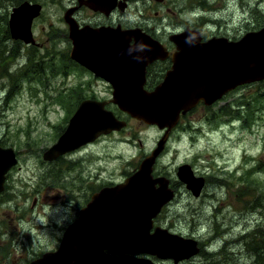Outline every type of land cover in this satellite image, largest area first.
<instances>
[{"label": "rangeland", "instance_id": "obj_1", "mask_svg": "<svg viewBox=\"0 0 264 264\" xmlns=\"http://www.w3.org/2000/svg\"><path fill=\"white\" fill-rule=\"evenodd\" d=\"M5 1L10 16V5L16 0ZM25 1L43 9L32 26L35 45L20 44L16 53L8 55L5 71L10 70L20 83L14 88L6 72H0V145L13 148L19 159L0 195V264H33L57 250L92 195L132 176L164 135L156 126L133 120L109 104L127 122L125 129L46 162L44 154L67 129L79 101L110 100L112 88L70 58L64 15L75 0ZM173 2L165 7L169 11L159 10L167 20L151 32L157 40L168 41L186 25L200 28L209 38L232 40L264 26V0ZM129 14L131 20L136 18ZM150 17L159 22L154 11ZM2 18L0 14L1 31ZM168 66L153 67L157 80H149V90L162 81ZM261 95L264 81L241 86L211 107L199 106L172 131L156 160L154 177L169 179L176 198L155 219V226L197 240L201 247L196 256L179 264H264V256L257 263L252 253L255 242H264ZM185 165L206 180L199 198L177 176ZM134 256L153 264H173L148 254Z\"/></svg>", "mask_w": 264, "mask_h": 264}, {"label": "water", "instance_id": "obj_2", "mask_svg": "<svg viewBox=\"0 0 264 264\" xmlns=\"http://www.w3.org/2000/svg\"><path fill=\"white\" fill-rule=\"evenodd\" d=\"M115 2L89 0L86 5L110 13ZM41 11L40 4L30 2L14 8L9 19L12 38L34 44L32 25ZM74 11L68 10L64 17L72 41L71 59L108 82L113 98L83 101L58 142L44 154V160L55 161L102 135L125 128L127 123L106 108L110 103L166 132L138 171L123 183L94 194L66 229L58 249L33 264H153L136 254L172 260L173 264L189 260L200 252L198 241L154 225L164 206L175 197L165 177H153L154 165L181 114L200 102L211 106L240 86L264 81V28L235 42L215 38L202 43L201 33L191 30L173 36L171 41L178 52L173 54L172 70L149 92L145 88L146 68L168 58L164 47L150 37L119 28H80ZM133 39L135 44L131 45ZM17 163L14 149L0 146V194L5 190L7 174ZM178 177L195 197L201 195L205 179L196 177L188 165L179 168Z\"/></svg>", "mask_w": 264, "mask_h": 264}, {"label": "flooded vegetation", "instance_id": "obj_3", "mask_svg": "<svg viewBox=\"0 0 264 264\" xmlns=\"http://www.w3.org/2000/svg\"><path fill=\"white\" fill-rule=\"evenodd\" d=\"M88 1L89 0H75L73 5L68 8L75 10L74 18L79 23L80 27H84L87 25H91V27L94 28L107 26L110 28H121L123 31H131L136 29L144 32L145 34L151 37H153L151 35V32H156L158 31L160 26H165L167 16L160 11H169V8L165 9V7L168 4L174 3L173 0H116V2L114 3L115 7L112 9V11L110 13H105L96 12L90 9L86 5ZM153 11L157 16L159 22L155 21L150 17L151 12ZM129 13H133V15H136V18L134 20H131V15ZM149 21H153L152 27L149 26ZM131 23H138L142 25V27L131 25ZM191 29L204 34L202 30H199L200 28H192L190 25H186L182 31ZM159 41L164 43L170 53L176 51L173 44L169 41H164L162 39H159ZM164 63L165 62L157 61L153 65L149 66V68L147 69L148 73L146 80H157V78H155V73H153V67L159 66L160 64ZM168 65H170V63Z\"/></svg>", "mask_w": 264, "mask_h": 264}, {"label": "trees", "instance_id": "obj_4", "mask_svg": "<svg viewBox=\"0 0 264 264\" xmlns=\"http://www.w3.org/2000/svg\"><path fill=\"white\" fill-rule=\"evenodd\" d=\"M5 1V0H4ZM3 0H0V14H3V18L2 21L5 22V24L2 26V31L0 29V35H4L2 39H0V72L5 71L6 66L8 65V62L10 60V54H14L17 52L18 47L20 44H23L20 41H16L12 38L11 34H10V30H9V26H8V16L7 13L9 12V7H7L6 5V1L4 2ZM23 0H16L15 2H12V4L10 5V7L15 8L18 7L22 4ZM6 8V11H5ZM3 10V11H2ZM2 11V12H1ZM7 74V78L6 80L11 83L13 85L14 88L17 87V84L20 83V81L18 83H16L17 79L14 75H10L9 72L6 70L5 71ZM12 73V72H10ZM23 75V74H22ZM24 76V75H23ZM5 86V84H4ZM2 86V87H4ZM10 86V85H8ZM12 88V89H14ZM69 98V96H68ZM259 98H264L262 97V95ZM85 99L79 101V104L84 101ZM252 253L255 256L254 258H256L257 263L259 260H261V258L264 256V242L263 241H259V242H255V244L252 247Z\"/></svg>", "mask_w": 264, "mask_h": 264}, {"label": "bare ground", "instance_id": "obj_5", "mask_svg": "<svg viewBox=\"0 0 264 264\" xmlns=\"http://www.w3.org/2000/svg\"><path fill=\"white\" fill-rule=\"evenodd\" d=\"M247 240V239H246Z\"/></svg>", "mask_w": 264, "mask_h": 264}]
</instances>
